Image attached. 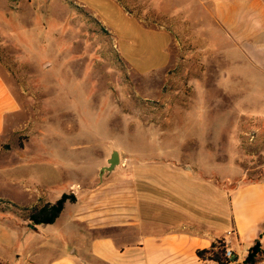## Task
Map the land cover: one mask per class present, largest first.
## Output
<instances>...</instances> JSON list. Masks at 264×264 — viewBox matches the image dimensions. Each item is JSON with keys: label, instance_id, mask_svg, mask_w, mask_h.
<instances>
[{"label": "rangeland", "instance_id": "1", "mask_svg": "<svg viewBox=\"0 0 264 264\" xmlns=\"http://www.w3.org/2000/svg\"><path fill=\"white\" fill-rule=\"evenodd\" d=\"M212 8L213 0H0V74L19 105L1 192L54 203L98 183L113 150L116 174L139 180L142 201L162 174L173 180V165L204 194L264 180V75ZM32 205L11 203V215L22 222ZM71 209L53 224V245L75 233Z\"/></svg>", "mask_w": 264, "mask_h": 264}, {"label": "crops", "instance_id": "2", "mask_svg": "<svg viewBox=\"0 0 264 264\" xmlns=\"http://www.w3.org/2000/svg\"><path fill=\"white\" fill-rule=\"evenodd\" d=\"M212 17L247 63L264 75V0H213ZM18 106L0 74V165L9 153L4 140ZM167 168L173 180L162 174L145 186V201L135 176L116 174L115 168L101 179L99 170V182L82 183L73 193L76 201L65 204L61 214L70 204L75 233L56 245L53 224L61 214L44 227H33L24 217L19 222L10 204H41L39 196L20 204L0 190V264H217L202 260L197 251L222 238L236 256L233 264H245L257 241L264 250V180L229 192L208 185L207 190L216 189L204 194L180 181L186 172L182 167ZM217 189L222 190L218 196ZM257 264H264V254Z\"/></svg>", "mask_w": 264, "mask_h": 264}, {"label": "trees", "instance_id": "3", "mask_svg": "<svg viewBox=\"0 0 264 264\" xmlns=\"http://www.w3.org/2000/svg\"><path fill=\"white\" fill-rule=\"evenodd\" d=\"M75 197L72 194H63L56 202L37 204L28 209V220L33 227L37 225H48L55 222L60 216L67 202H74ZM227 244L225 239H218L210 247L197 251V255L202 260L212 261L217 264H233L226 256ZM264 254L261 243L257 241L250 249L245 264H257ZM236 261V256L234 257Z\"/></svg>", "mask_w": 264, "mask_h": 264}, {"label": "water", "instance_id": "4", "mask_svg": "<svg viewBox=\"0 0 264 264\" xmlns=\"http://www.w3.org/2000/svg\"><path fill=\"white\" fill-rule=\"evenodd\" d=\"M120 153L113 150L110 157L107 159V165L101 167L99 176L102 179L103 175L107 172L113 171L120 164Z\"/></svg>", "mask_w": 264, "mask_h": 264}, {"label": "built area", "instance_id": "5", "mask_svg": "<svg viewBox=\"0 0 264 264\" xmlns=\"http://www.w3.org/2000/svg\"><path fill=\"white\" fill-rule=\"evenodd\" d=\"M226 256L232 261V263L235 262L234 260L235 255L229 247L226 248Z\"/></svg>", "mask_w": 264, "mask_h": 264}]
</instances>
